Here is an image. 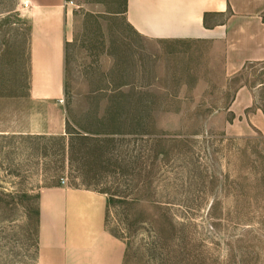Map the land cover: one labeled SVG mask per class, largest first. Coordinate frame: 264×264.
I'll return each mask as SVG.
<instances>
[{
  "label": "rangeland",
  "instance_id": "rangeland-1",
  "mask_svg": "<svg viewBox=\"0 0 264 264\" xmlns=\"http://www.w3.org/2000/svg\"><path fill=\"white\" fill-rule=\"evenodd\" d=\"M66 2L64 130L0 135V264H36L38 192L54 186L105 196L122 264H264V136L228 131L238 89L256 101L245 116L263 109L264 62L226 77L208 43L136 34L124 0ZM28 35L21 0H0V97L26 94Z\"/></svg>",
  "mask_w": 264,
  "mask_h": 264
},
{
  "label": "crops",
  "instance_id": "crops-1",
  "mask_svg": "<svg viewBox=\"0 0 264 264\" xmlns=\"http://www.w3.org/2000/svg\"><path fill=\"white\" fill-rule=\"evenodd\" d=\"M21 6L29 24L28 85L23 96L0 97V105H8L2 113L15 116L13 123L0 122V135L61 134L72 5L66 0H21ZM121 14L148 40L199 41L220 49L226 77L246 64L264 62V0H124ZM254 105L252 91H236L229 108L236 118L228 125L231 134L245 135L254 128L264 136V107L245 116ZM50 109L60 117H48ZM106 206L98 192L41 189L36 264H122L124 244L106 230Z\"/></svg>",
  "mask_w": 264,
  "mask_h": 264
},
{
  "label": "trees",
  "instance_id": "trees-1",
  "mask_svg": "<svg viewBox=\"0 0 264 264\" xmlns=\"http://www.w3.org/2000/svg\"><path fill=\"white\" fill-rule=\"evenodd\" d=\"M250 65H253V64H246L242 70H244L245 68H247L248 66ZM122 116V108L121 107H112L111 109L108 110V114L105 118H108V119H112V120H117V119H120ZM82 131L84 130V134H90V135H100L98 132H93V131H90V130H87L83 127H81ZM105 135H114L116 134L115 132H109V133H104ZM76 138H81V139H89L87 136H84L82 134H77L75 135ZM113 197H111L110 199H112ZM114 199V198H113ZM209 210H213V206L210 207ZM37 224H38V209H37ZM38 230V229H37Z\"/></svg>",
  "mask_w": 264,
  "mask_h": 264
},
{
  "label": "built area",
  "instance_id": "built-area-1",
  "mask_svg": "<svg viewBox=\"0 0 264 264\" xmlns=\"http://www.w3.org/2000/svg\"><path fill=\"white\" fill-rule=\"evenodd\" d=\"M69 5H72V3L70 2ZM61 184L64 185V182H62Z\"/></svg>",
  "mask_w": 264,
  "mask_h": 264
}]
</instances>
